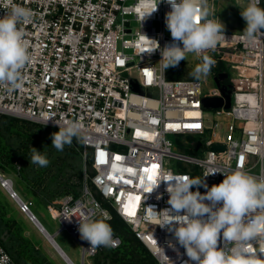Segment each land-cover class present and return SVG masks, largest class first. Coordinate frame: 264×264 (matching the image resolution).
Wrapping results in <instances>:
<instances>
[{"label":"built area","instance_id":"1","mask_svg":"<svg viewBox=\"0 0 264 264\" xmlns=\"http://www.w3.org/2000/svg\"><path fill=\"white\" fill-rule=\"evenodd\" d=\"M13 2L32 12L31 21L20 27L33 60L23 70L20 89H0V113L55 127L65 120L83 125L82 152L90 162L91 174L86 173L81 194L63 196L53 212L61 229L80 244L82 260L104 249L116 250L123 240L113 231L117 246L92 248L81 239L77 218L103 211L112 219L114 210L159 264H194L174 232L168 226L160 227L152 215V209L160 212L171 207L167 182L148 190L168 172L199 178L209 188L224 179L220 173L210 174L213 170L241 169L264 175V35L250 44L241 39L242 32L224 30L225 40L203 53L216 61L213 86L205 90L194 78H168L159 62L160 51L148 52V38L157 40L160 48L172 42L165 25V15L171 10L166 0L147 17L152 0ZM193 56L201 63L200 56ZM221 63L229 65L234 74L219 69ZM146 71L152 73L151 83ZM221 72L227 76L218 83L215 78ZM148 87L156 88L157 96L136 92ZM228 91L230 107L203 105V97L225 100ZM193 123L200 127H184ZM217 143L224 149H213ZM117 156L121 159L116 160ZM167 158L175 166L168 165ZM153 164L159 167L151 169ZM128 168L133 171L129 173ZM146 168L150 171L145 172ZM0 183L12 198L19 196L11 179L0 174ZM191 190L206 191L203 186ZM20 199L19 208L33 213L31 202ZM65 215L77 218L69 222ZM218 243L225 247L222 236ZM0 264H13L1 245Z\"/></svg>","mask_w":264,"mask_h":264},{"label":"clouds","instance_id":"2","mask_svg":"<svg viewBox=\"0 0 264 264\" xmlns=\"http://www.w3.org/2000/svg\"><path fill=\"white\" fill-rule=\"evenodd\" d=\"M161 2L152 0L146 17L155 12ZM166 3L171 7L165 15V25L172 42L160 48L157 40L148 38V52L160 51L162 70L178 66L188 54L200 56L201 63L192 75L196 80L208 77L216 61L203 53L214 50L225 40L224 24L210 18L213 6L209 0H166ZM259 5L260 0H247L240 13L246 22L241 39L250 44L258 35H264L261 32L264 8ZM0 9L4 10L0 17V89L10 92L22 87L23 70L33 60L25 32L20 27L31 21L32 12L13 0H0ZM56 124L59 131L51 134V140L57 151L62 152L74 138L86 139L80 122L65 120L62 125ZM30 163L47 167L50 161L41 151L31 148ZM216 173L222 174L224 179L210 188L199 178L165 173L148 191L157 188L162 181L167 182L171 207L160 212L151 208L153 217L159 219L160 227L168 226V230L174 232L194 264H264V175H251L241 169L230 173L213 170L210 174ZM193 186H203L206 191L193 192ZM73 216L63 218L71 222ZM77 219L81 239L88 241L92 248L118 245L106 212L81 214ZM221 236L225 247L218 243Z\"/></svg>","mask_w":264,"mask_h":264},{"label":"rangeland","instance_id":"3","mask_svg":"<svg viewBox=\"0 0 264 264\" xmlns=\"http://www.w3.org/2000/svg\"><path fill=\"white\" fill-rule=\"evenodd\" d=\"M209 3L213 6L212 17L219 19L224 24V30L238 32L244 30L246 22L240 13L242 8L246 6L247 0H209ZM260 7L264 8V0ZM199 63L197 57L193 56V54H188L187 59L182 60L178 66L167 69V76L173 79L194 78L192 73ZM220 68H225L230 75L234 74L233 69L229 65H225V63H221ZM214 70L212 68L208 77L200 79L205 90L213 86L211 78L214 77ZM136 92L149 96H157L158 93L154 87L138 88ZM5 115L17 118L18 121L0 118V174L13 181V187L19 197L31 202L32 211L36 213L48 230L53 232L58 229L55 239L57 243L61 244L60 246L74 263L96 264V257L99 253H103L101 256L110 255L113 250L104 249L95 256H87L83 261L80 244L67 230L61 229V222L53 215L54 210L60 206V204L56 203L57 200L60 201L67 194L79 196L82 191L81 188L77 195L75 193H65L50 197L48 194V190L54 189L55 191L57 182L63 180L62 177L51 175L55 169V165L50 164L53 158L56 156L59 160L65 158L67 164L75 162V159L71 158L73 152L71 153L69 149L70 145H65L62 152L57 151L52 146L54 149L51 151L52 155L48 158L50 163L47 167H40L30 163L31 148H34L32 147L33 144L38 146L37 150H43L40 143H35L39 138L38 136L44 138L46 136L51 139V134L58 132L59 127L51 126V129H48L47 127L50 125L9 114ZM169 138L175 143L173 136H169ZM173 150L176 151L177 148L173 146ZM45 155L47 156L46 153ZM81 155L82 160L87 159L82 151ZM166 161L170 166H175L176 164L173 159L167 158ZM84 167L86 168V166ZM35 191L37 192L36 196L34 195ZM14 199L0 183V240L2 241H0V245L9 252L13 264H68L48 241L44 233L40 229H35L31 223L32 221H29L30 219L25 212L23 213L19 208L16 198ZM121 237L123 240L122 234ZM128 244L130 245V243L123 241L121 246L124 248Z\"/></svg>","mask_w":264,"mask_h":264},{"label":"trees","instance_id":"4","mask_svg":"<svg viewBox=\"0 0 264 264\" xmlns=\"http://www.w3.org/2000/svg\"><path fill=\"white\" fill-rule=\"evenodd\" d=\"M0 118H3L5 120L11 119L18 121L17 118L5 114H0ZM47 128L51 129V126H48ZM38 137L39 138L37 139V142L35 141V143H40L41 148H43V150L38 151H41L42 154L46 153V157L48 159L52 155L51 151H53L54 149L52 147V140L47 138L46 136L45 138L42 136ZM32 147L37 149L38 146L36 144H33ZM69 149L71 153L73 152V156L71 158L75 159L74 163L67 164L65 158H61L59 160L57 156L54 157L53 161L50 163L55 165V169L51 168L54 169V173L51 175L54 177H62L63 179L57 182L55 191L54 189H52L51 191L48 190V194L50 195V197L62 195L65 193H75L76 195L79 194L85 180V174H91L89 160H82V140L74 138ZM84 166H86V168ZM36 194L37 192L35 191L34 195L36 196ZM111 212L113 214V217L112 219L108 220V223H110L113 231L120 235L122 234L123 241H125L126 243H130V245L128 244L124 246V248L121 246L120 248L113 250L110 255L106 254L101 256V254L103 253H99L96 257V264H159L156 258L148 251V249L134 237L130 228L125 224V222H123V220H121L117 216L115 211L111 210Z\"/></svg>","mask_w":264,"mask_h":264},{"label":"water","instance_id":"5","mask_svg":"<svg viewBox=\"0 0 264 264\" xmlns=\"http://www.w3.org/2000/svg\"><path fill=\"white\" fill-rule=\"evenodd\" d=\"M227 76L226 72H221L218 74V76H216V81L219 83L221 79H224ZM202 103L205 107L207 108H217L222 106L223 104L225 105V107H230L231 105V97H230V91L225 93V100L222 97H203L202 99ZM199 146V142H197L195 149H197V147ZM212 148L215 150H222L224 149V145L222 144H213ZM17 200L16 201H20V197L17 196ZM29 216V218H31V220H35L36 222H38V224H40L42 226V228L45 230L46 234L49 235L51 237V240L56 244V246L61 250V252L68 258V260L72 263L75 264L73 261H71V259L67 256V254L65 253V251L60 247L59 243L56 242L55 240V234L49 233L46 228L41 224V222L34 216V214L32 212H29V214H27Z\"/></svg>","mask_w":264,"mask_h":264},{"label":"snow or ice","instance_id":"6","mask_svg":"<svg viewBox=\"0 0 264 264\" xmlns=\"http://www.w3.org/2000/svg\"><path fill=\"white\" fill-rule=\"evenodd\" d=\"M145 75H146V77H148L149 78V83H151V80H152V73L150 72V71H146L145 72ZM174 125H169V127H173ZM176 127H178V125H175ZM184 127L185 128H199L200 127V125L199 124H195V123H193V124H185L184 125ZM138 135L140 134L139 132L137 133ZM101 155H103V153H101ZM115 159L116 160H119V159H121L119 156H117V157H115ZM159 166L158 165H156V164H153L152 166H151V169H156V168H158ZM127 171L129 172V173H131L133 170L131 169V168H128L127 169ZM144 171L145 172H149L150 171V169H144ZM110 179H115L114 177H109ZM148 179L149 180H151L152 179V176L150 175L149 177H148ZM125 182H127V181H125ZM137 200H139V197H137L136 198ZM125 210H126V212H127V205L125 206ZM128 214H133V213H128Z\"/></svg>","mask_w":264,"mask_h":264},{"label":"bare ground","instance_id":"7","mask_svg":"<svg viewBox=\"0 0 264 264\" xmlns=\"http://www.w3.org/2000/svg\"><path fill=\"white\" fill-rule=\"evenodd\" d=\"M14 198H16V200L18 199L16 196H14ZM31 219V218H30ZM35 225L44 233V235L46 236V238L48 239V241L52 244V246L59 252V254L61 255V257L68 263V264H72L68 258L61 252V250L56 246V244L51 240V237L49 235L46 234L45 230L42 228V226L40 224H38V222H36L35 220H32ZM55 238V237H54ZM56 240V239H55ZM57 242V241H56ZM60 245V244H59ZM61 247V246H60ZM62 248V247H61ZM63 249V248H62ZM64 250V249H63ZM65 251V250H64ZM66 253V251H65ZM67 254V253H66ZM67 256L69 257V255L67 254ZM70 258V257H69ZM71 259V258H70ZM71 261H73L71 259ZM76 264V263H75Z\"/></svg>","mask_w":264,"mask_h":264},{"label":"crops","instance_id":"8","mask_svg":"<svg viewBox=\"0 0 264 264\" xmlns=\"http://www.w3.org/2000/svg\"><path fill=\"white\" fill-rule=\"evenodd\" d=\"M14 199V198H13ZM15 200V199H14ZM17 203V202H16ZM21 211V210H20ZM24 213V212H23ZM33 213H34V211H33ZM26 214V213H25ZM35 215H36V213H34ZM27 215V214H26ZM28 216V215H27ZM36 217H37V215H36ZM28 218H29V216H28ZM30 219V218H29ZM37 219L41 222V224L46 228V230L49 232V233H52V234H55V236H56V232L58 231V229H56V230H54L53 232L52 231H50V230H48V228L44 225V223L37 217ZM29 221H32L31 219L29 220ZM33 225H34V227H35V229H37V230H39V228L34 224V222L32 221L31 222ZM36 230V231H37Z\"/></svg>","mask_w":264,"mask_h":264}]
</instances>
